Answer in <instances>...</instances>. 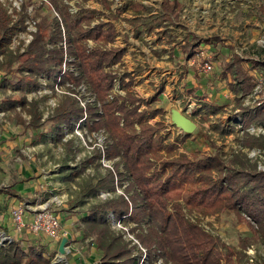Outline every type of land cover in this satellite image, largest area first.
<instances>
[{"label": "rangeland", "instance_id": "374dc122", "mask_svg": "<svg viewBox=\"0 0 264 264\" xmlns=\"http://www.w3.org/2000/svg\"><path fill=\"white\" fill-rule=\"evenodd\" d=\"M97 1L102 3V0H88L87 7L96 8ZM109 1L113 5V2L121 0ZM131 1L146 4L154 15L162 0ZM177 1L182 6L179 24L193 32L195 38H190L192 42H203L210 38L219 40L213 44L218 49L217 52L207 53L208 51L197 49L198 51L192 54L194 57L198 52H203V55L212 59L211 62L215 65L209 74L212 79L217 78L220 68L231 61L233 54L246 57L255 54L258 48L264 49L260 42L264 40V13L260 12L264 0ZM76 2L79 0H0V8L9 17L8 27H15L14 32L9 35L7 47L17 57V61L8 69L2 65L0 81L5 77L14 82H22L21 90L9 86L3 89L0 87V191H4L0 193V251L9 243L28 254L41 250L46 253L48 264H99L100 252L94 245L95 238L83 236L81 215L89 207L125 196V187L128 184L125 182L121 186L116 182L113 194L100 190L94 197L83 196L86 184L95 183L94 178L98 176L104 177L106 169L115 171L113 163L119 162L118 159L107 161L103 157L98 158L99 155L102 156L101 151L105 143H112L104 127L99 126L98 116L102 115V105L96 101L92 92L86 89L87 86L83 82L73 86L70 81H66L63 72L73 71L67 66L62 65L61 74L56 75L63 77L61 81L59 77H55L50 79V82H47L48 77L44 74H38L32 79L28 73L19 70L24 60L21 56L34 36L38 34L47 38L53 35V31L60 33L61 42L46 44L45 49L50 51L53 48H62L66 62L75 61V58L68 54L65 44L68 32L62 13L68 9V5L74 6ZM81 7L84 9V4ZM87 45L89 46L88 42ZM90 45L94 47L95 43ZM108 48L116 49L112 44ZM175 70L178 73L179 68ZM108 72L114 75L115 80L106 102L109 103L118 96L124 98L126 92L132 91L134 97L149 103L148 107L141 103L139 111L152 113L159 110L148 123L151 126L157 123L159 136L165 144L174 143L178 139L175 155H184L189 159L217 155L222 161L237 157L254 165L257 172H264V146L252 141H264V110L258 113L253 111L260 101L264 102V85H260L257 94L245 96L239 106L231 92L220 94L224 89L221 88L224 84L222 80H219L221 87L207 80L199 85L200 88H192L194 91H200L201 96H194L192 93L190 95L188 91H184L181 97L176 95L177 100L166 101L160 99L161 95L155 96L161 94L165 83L156 88L158 91L154 96L144 98L140 92L133 89L134 82L139 79L135 71L131 73L122 65L114 64ZM258 76L260 78H256L254 89L261 80V75ZM147 78L148 75L137 80V83L144 84ZM130 80L131 88L123 90L121 81L127 84ZM27 81H34L35 86L24 87ZM146 85L153 87L152 83ZM185 93L189 98L186 96L187 99L181 101ZM219 94L221 97L217 98ZM7 99L24 100L25 105H15L14 109L10 110L3 106ZM71 100L77 102V106L85 112L82 120L75 123L70 132L65 124H56L54 127V116L58 106L66 107ZM207 105L218 107L219 112L215 115L207 113L204 108ZM126 106L129 107L127 103ZM261 106L264 107V103ZM87 107L96 111L97 116L85 119ZM178 115L188 119L195 126L188 138L183 137V131L177 127ZM57 135L61 138L54 140ZM244 139L246 144H242ZM160 154L165 158L164 152ZM83 162H87L86 168H82ZM155 165L158 167L159 161ZM62 166L67 167L65 173H61ZM118 170L123 172L121 165ZM68 173H73L70 180L61 181L58 178L67 176ZM6 191L16 197L5 194ZM18 205L24 208L25 214L32 209L49 207L60 216L62 226L69 230L68 235L59 237L58 240H49L45 236L25 230L14 232L10 212ZM200 220L201 226L220 242L222 264H264V236L254 235L245 224L238 223L232 213L224 212ZM110 221L111 230L119 233L122 240L129 243V247H134L132 253L138 255L141 252L142 255V249L147 251L148 248L142 246L136 238L137 233L141 232L139 226L134 223L122 225ZM131 229L133 233L130 232ZM61 242L65 243L63 254L59 253ZM162 263L168 264L163 260ZM21 264H25L24 260Z\"/></svg>", "mask_w": 264, "mask_h": 264}, {"label": "trees", "instance_id": "16d2710c", "mask_svg": "<svg viewBox=\"0 0 264 264\" xmlns=\"http://www.w3.org/2000/svg\"><path fill=\"white\" fill-rule=\"evenodd\" d=\"M102 3L105 8H109V1L102 0ZM161 9L162 15H157L155 20L142 21L145 32L166 27L164 22L173 23L172 20L177 19L181 10L176 0H165ZM260 10L264 13V5ZM62 15L68 32L65 44L68 54L75 61L67 63L62 48L50 51L45 49L46 44L54 45L61 40L60 33L53 31V35L47 38L38 34L34 36L21 56L24 60L19 70L28 73L32 79L38 74H44L48 77L47 82H50L55 77L61 81L62 76L56 75L61 74L62 65L68 69L71 67L72 72L62 74L66 81H70L73 86L83 82L102 105V115L98 116L99 126L104 127L112 143H105L102 156L98 158L103 157L107 161L118 159L119 162L113 163L115 171L106 169L104 177L98 176L94 178L95 183L86 184L83 196L94 197L100 190L113 194L116 182L121 186L125 182L128 184L125 196L89 207L81 215L83 236L95 238L94 245L100 252L99 264H139L141 259V252L138 255L132 253L134 247H129V243L123 241L119 233L111 230L110 214L115 222L122 225L134 223L141 228L136 238L142 246L148 248L146 253L149 264L157 258L168 264H222L220 242L192 222L188 218L192 214L211 216L230 212L238 223L246 224L254 235L264 236V172H257L254 165L237 157L222 161L217 155L193 159L175 155L178 139L174 143L165 144L159 136L157 123L154 126L148 123L159 110L152 113L139 111L141 103L147 107L149 103L134 97L132 91L126 92L124 98L114 97L107 103L115 80L114 75L108 72L109 68L120 62L124 53L123 50L107 47L114 42L113 25L99 21L94 10L80 9L76 16L66 10ZM94 21L98 23L91 27ZM8 24L9 17L0 8V68L5 65L6 69L17 61V57L7 47L9 35L15 30V27H8ZM88 41L94 42L95 46L89 48ZM186 46L193 50L188 43ZM258 75L264 81V49L261 48L246 57L233 54L231 61L220 68L217 78L224 82L223 88L235 96L239 106L245 96L253 95ZM120 84L125 90L131 88L132 81L127 84L121 81ZM21 85L22 82H14L5 77L0 81L2 89L9 86L21 90ZM25 86H35V83L27 81ZM262 103L260 101L253 111L258 113L264 110ZM15 105L23 107L25 101L7 99L3 104L4 108L10 110ZM204 108L212 115L219 112L218 107L212 105ZM84 112L72 100L66 107L58 106L54 127L56 124H65L71 132L74 124L82 120ZM93 116H97V112L87 107L85 119ZM58 136L54 140L61 138ZM252 141L264 146V141ZM242 142L246 144V139ZM161 152H164L166 159ZM82 165V168H86L87 162ZM119 165L123 172L118 170ZM66 168L62 166L61 173H65ZM72 176L73 173H68L58 178L65 181ZM5 194L16 197L8 191ZM130 232L133 233V230ZM23 260L25 264L49 263L46 253L41 250L28 254L9 243L0 251V264H21Z\"/></svg>", "mask_w": 264, "mask_h": 264}, {"label": "crops", "instance_id": "0c3cea01", "mask_svg": "<svg viewBox=\"0 0 264 264\" xmlns=\"http://www.w3.org/2000/svg\"><path fill=\"white\" fill-rule=\"evenodd\" d=\"M87 1L88 0H86V2ZM164 1L165 0H162L159 3L158 11L156 14L154 13V15L146 7V4L138 1L132 2L131 0L128 2L121 0L120 4L116 7V10L111 9V1H109L110 5L108 9L104 7L103 3H99L98 1L96 2V8L90 7V9L94 10L99 16H97L99 21L104 23L109 22L114 27L115 38L114 42L112 43V47L124 51L120 62L117 64L122 65L128 72L134 73L135 71V74L139 79L142 77L146 78L148 75V78L145 79L144 84H138L137 80L139 79H137L133 84V89H136V91L140 92V95L145 98L154 96L158 91L156 88L162 83H165L163 86L164 90L161 91V94H156L155 96L161 95V100L175 101L177 100L176 95L178 94V96L181 97L184 91H188V94L190 95L192 93L194 96H201L200 91H194L192 88H200L199 85L202 84L203 81L207 82V80H209L216 86L221 87V82L218 78L212 79V76H206V74L201 73L198 71V68L192 61V53L194 51H198L199 49L208 51L207 53H209V51L213 53L217 52L218 49L213 44L219 40L216 38H210L203 42L199 40H193L192 42L190 38L194 37L193 32L188 28H183L182 25L179 24L181 10L177 19L172 20L173 23L164 22L166 27L155 28L150 33L144 31V28L142 27V21H153L157 15L161 16V5ZM168 1L171 2L172 0ZM180 9H182L181 4ZM136 21L139 23L135 24ZM93 23L97 24L98 22L94 21ZM187 43L191 48H193V50H190V48L186 46ZM175 59H177V61ZM213 66H215L214 63ZM175 68H179L178 73L176 72ZM149 83H152L153 87L146 85ZM176 90L180 91L178 93H173L176 92ZM225 92L228 91L226 89H222L220 94ZM220 94L217 98L221 97ZM186 96L189 98L185 93L181 98V101L183 99H187ZM183 137L188 138L184 134ZM27 196L30 197L29 194H27ZM20 207L21 205L14 206L11 210ZM32 213L33 212L29 210V212L25 214L26 222L30 220ZM219 214H214L211 216L192 214L189 215L188 218L204 229V227L201 226L200 218L214 217ZM62 229H66L65 236H67L69 230L64 226H62Z\"/></svg>", "mask_w": 264, "mask_h": 264}, {"label": "built area", "instance_id": "2783aa9c", "mask_svg": "<svg viewBox=\"0 0 264 264\" xmlns=\"http://www.w3.org/2000/svg\"><path fill=\"white\" fill-rule=\"evenodd\" d=\"M84 4V9L86 10H92L87 7V2L85 0H79V2L75 3V7L72 5H68V13L72 16H76L80 9H83L81 5ZM120 4L119 1L113 2V5L111 7L112 10H114L113 7H117ZM94 25L91 24V27ZM261 45L264 46V40L260 41ZM89 48H92L90 44H92L91 41H88ZM108 45L107 47H109ZM203 52H198L193 57V63L198 68V71L202 72L203 74L209 75L211 74V71L213 70V64L211 62V58L207 55H203ZM205 58H204V57ZM202 60V61H201ZM71 71L73 70L70 67ZM260 78V76H257ZM260 80V83L257 84V88L254 89L253 95L257 94L258 88L260 89V85H264V81ZM184 134V133H183ZM61 203V201H59ZM33 213L31 215V218L29 221H25V210L24 208H17L11 210L10 214L13 221V227L14 232L19 233L21 231H28L32 234H39L47 237L50 240H58V238H62L66 235V232L63 231L61 227V219L60 216L55 212L52 211L49 207H44L41 209H32ZM113 222V216L112 214L109 215ZM142 255L139 264H149L146 250L142 249ZM152 264H163L161 258H157L156 261H154Z\"/></svg>", "mask_w": 264, "mask_h": 264}, {"label": "water", "instance_id": "95a60500", "mask_svg": "<svg viewBox=\"0 0 264 264\" xmlns=\"http://www.w3.org/2000/svg\"><path fill=\"white\" fill-rule=\"evenodd\" d=\"M176 120L178 123L177 127L183 131V133L186 137H188L193 132V130L195 128L194 124L191 121H189L188 119H185L184 117L179 116V115L176 117ZM64 244H65L64 242L60 243V246H59V253L60 254L64 253V249H63Z\"/></svg>", "mask_w": 264, "mask_h": 264}]
</instances>
